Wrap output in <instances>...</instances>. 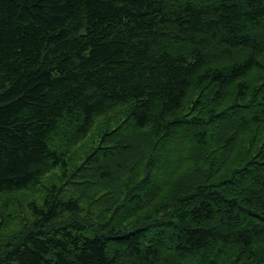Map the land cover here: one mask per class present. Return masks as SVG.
Returning <instances> with one entry per match:
<instances>
[{
    "label": "trees",
    "instance_id": "16d2710c",
    "mask_svg": "<svg viewBox=\"0 0 264 264\" xmlns=\"http://www.w3.org/2000/svg\"><path fill=\"white\" fill-rule=\"evenodd\" d=\"M0 264H264V0H0Z\"/></svg>",
    "mask_w": 264,
    "mask_h": 264
},
{
    "label": "rangeland",
    "instance_id": "374dc122",
    "mask_svg": "<svg viewBox=\"0 0 264 264\" xmlns=\"http://www.w3.org/2000/svg\"><path fill=\"white\" fill-rule=\"evenodd\" d=\"M51 177H52V179H53V178L55 177V175L52 173L51 175L46 176V177L44 178V180L50 181ZM40 186H41V185H40ZM40 186L38 187L39 189H41Z\"/></svg>",
    "mask_w": 264,
    "mask_h": 264
}]
</instances>
